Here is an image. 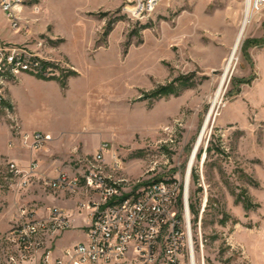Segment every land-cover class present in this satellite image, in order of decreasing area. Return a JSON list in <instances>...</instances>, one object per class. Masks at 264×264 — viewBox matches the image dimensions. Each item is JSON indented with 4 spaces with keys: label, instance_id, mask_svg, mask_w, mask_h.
<instances>
[{
    "label": "rangeland",
    "instance_id": "374dc122",
    "mask_svg": "<svg viewBox=\"0 0 264 264\" xmlns=\"http://www.w3.org/2000/svg\"><path fill=\"white\" fill-rule=\"evenodd\" d=\"M35 1L38 9L32 1L14 16L0 8V40L27 45L61 87L77 76L72 95L86 92L91 99L87 114H68L57 126L81 135L67 151L71 139L53 147V137L43 132L49 118L67 115L44 114V96L54 91L27 85L37 100L19 102V117L8 97L11 84L1 85L0 264L37 262L44 252H56L68 229L25 232L20 210L41 218L57 208L44 211L31 202L65 198L82 213L97 199L88 186L50 183L59 172L73 176L80 159L102 170L123 194L153 181H180L176 208L183 214L188 162L201 133L185 192L195 262L264 264V6L251 12L221 81L245 0H160L143 15L134 12L136 0ZM35 132L50 139L34 149L23 135ZM96 143L108 145L101 159ZM31 162L37 165L28 174ZM11 163L24 173H12Z\"/></svg>",
    "mask_w": 264,
    "mask_h": 264
},
{
    "label": "built area",
    "instance_id": "2783aa9c",
    "mask_svg": "<svg viewBox=\"0 0 264 264\" xmlns=\"http://www.w3.org/2000/svg\"><path fill=\"white\" fill-rule=\"evenodd\" d=\"M35 0H0V8L9 16ZM160 0H136L134 12L149 13ZM264 6V0H253L251 11ZM49 64L27 45L7 43L0 40V106L4 96L1 85H9L21 74H35L51 78L54 73ZM49 136L35 132L24 134L23 143L31 148L44 146ZM108 145L101 143L96 154L101 159ZM115 168L119 158L114 155ZM73 176L59 172L50 182L54 186L78 190L82 185L94 189L98 197L91 202L85 219L84 240L65 247L58 254L44 252L40 260L32 264H192V245L189 235V220L184 202L183 214L176 208L178 183L176 179L153 181L140 190L123 194L110 183L103 171L91 162L80 159ZM36 162H31L28 174L34 171ZM12 173H24L16 163L10 164ZM81 185V186H80ZM185 199V188H184ZM23 225L25 232L33 233L47 227L61 230L70 227L64 212L57 208L48 210L41 218L29 217ZM21 225V226H22ZM26 258H22L24 262Z\"/></svg>",
    "mask_w": 264,
    "mask_h": 264
},
{
    "label": "crops",
    "instance_id": "0c3cea01",
    "mask_svg": "<svg viewBox=\"0 0 264 264\" xmlns=\"http://www.w3.org/2000/svg\"><path fill=\"white\" fill-rule=\"evenodd\" d=\"M5 25V20L3 14L0 11V28ZM3 36L0 29V37ZM78 81L76 77H69L66 82V87H61L59 81L55 78H41L33 77L30 74H21L14 82L9 86L8 97L13 105L14 114L19 115L18 103L25 101L28 105L33 101L37 100L36 96L29 93L26 86L29 84L41 85L44 87H50L54 92L50 95L44 96V102H48V109H44V114H67L66 116L60 115L59 117L49 118L47 125V130L43 131L46 134H50L53 137L51 145L54 147H60V143L57 140L68 139L71 142L66 145V149L69 150L73 144L75 137L81 139V135L78 133L77 129L71 130V128L57 127L59 123H64L67 121L68 114H87V103L90 102V96L88 93L82 94L80 97L72 95L71 85L76 84ZM76 99V100H75ZM76 101L75 106L72 105V101ZM73 106V107H72ZM20 117V115H19ZM100 144V143H99ZM98 143L94 144V147L99 146ZM89 149L87 147L84 150ZM10 153H13L9 150ZM53 157V156H51ZM49 157V158H51ZM32 205L36 204L37 207L55 206L62 209V211L69 216L70 227L64 231L63 234L57 239V249L52 255H56L59 251L65 247H70L84 240L85 232V219L87 211L82 213H77L74 204L71 200L65 198H43L39 197L38 200L31 202ZM46 208H44L45 211ZM38 215H46L43 211H38Z\"/></svg>",
    "mask_w": 264,
    "mask_h": 264
},
{
    "label": "bare ground",
    "instance_id": "6f19581e",
    "mask_svg": "<svg viewBox=\"0 0 264 264\" xmlns=\"http://www.w3.org/2000/svg\"><path fill=\"white\" fill-rule=\"evenodd\" d=\"M252 3H253V0H245V9H244V14H243V19H242L240 28L238 29V32L236 34V38L234 39L235 41H234V44H233V46L231 48L230 56L227 59V62L225 64V67H224V75H223L221 81H223V78L227 74L230 66L232 65V63H233V61L235 59V53H236V51L238 49V46H239L241 40L244 37V33H245L246 26L248 24V21L250 22V16H251V12H252L251 11ZM220 89L221 88L219 87L218 90H217V92H216V94H215V98L213 99V106L218 101V98H219V95H220V92H221ZM201 135H202V133L200 134L199 138L197 139V142H196V144H195V146L193 148L192 154H191L190 159H189V162H188L187 176H186V179H185V182H186V191L185 192L186 193H187V187H188V184H189L188 172H189V170L191 168V165L193 163V160H194V157H195V154H196V150H197L198 144H199V142L201 140ZM185 204H186V195H185ZM186 207H187V204H186ZM187 219L188 220L190 219L189 213H187ZM189 235H190V238H191V229L190 228H189ZM190 243L192 245V256H193L192 264H196V262H195V256H194V246H193L192 240H191Z\"/></svg>",
    "mask_w": 264,
    "mask_h": 264
},
{
    "label": "trees",
    "instance_id": "16d2710c",
    "mask_svg": "<svg viewBox=\"0 0 264 264\" xmlns=\"http://www.w3.org/2000/svg\"><path fill=\"white\" fill-rule=\"evenodd\" d=\"M38 77H40V76H38ZM42 78V77H41ZM50 79V78H49Z\"/></svg>",
    "mask_w": 264,
    "mask_h": 264
}]
</instances>
